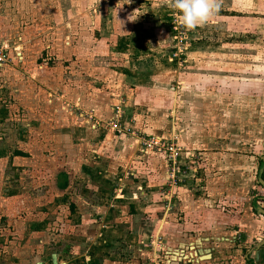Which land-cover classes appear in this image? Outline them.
I'll return each instance as SVG.
<instances>
[{
    "label": "rangeland",
    "instance_id": "1",
    "mask_svg": "<svg viewBox=\"0 0 264 264\" xmlns=\"http://www.w3.org/2000/svg\"><path fill=\"white\" fill-rule=\"evenodd\" d=\"M0 48L8 54L0 67V93L11 97L2 105L12 114L4 115L3 121L0 117V140L12 145L21 127L28 141H39L42 159L43 154L62 153L53 150L54 130L62 122L78 124L80 98L84 92H95V83L104 82L99 85L110 92L103 95L109 101H99L112 105L118 116L102 129L129 135L130 146L141 157L139 168L150 165L159 174L145 181L142 169L135 167L141 187L126 178L116 187H124L126 198L140 194L142 202L140 218L130 216L131 199L125 198L116 201L120 212L104 221L110 226L120 223L124 233L113 232L118 245L107 264H245L248 252L243 246L232 249L219 243L233 241L229 239L239 232L243 244L252 241L250 251L262 240L264 245V217L253 209L255 198L264 199L258 181L264 156V0H224L213 16L191 30L175 19L169 0H0ZM125 49L128 53L122 56ZM130 62L134 74L146 72L150 65H163L155 73L175 70V79H168L164 87L169 94L178 93V107L166 110V119L156 118L151 125L170 132L159 137L167 145L161 151L145 145L158 137L134 130L131 121L139 114L148 121L154 111H164L161 101L170 95L160 91L158 100L141 95L137 104L126 108L124 102L111 100L121 89L107 80V69H121ZM20 96L33 100L20 101ZM123 96L128 102L138 98L132 92ZM93 114L89 111L91 122L97 120ZM26 121L33 126L28 134L22 128ZM35 129L43 130L39 134ZM170 147L176 150L174 158ZM75 153L77 161L91 158ZM2 169L0 193L8 198L0 199V264H28L30 254H37L42 247L35 243L44 235L31 232L38 221L51 223L48 233L55 239L42 253L78 242L73 234L80 217H65V199L60 194L62 202L54 201L57 192L49 173L26 169L18 178L9 165ZM42 181L47 184L40 186ZM88 185L71 191L73 198L83 200H77L80 211L86 209L85 200L96 202L88 195L93 189ZM16 191L24 201L12 196ZM262 200L256 203L264 209ZM108 204L111 199H105ZM86 216L99 221L104 215L89 208ZM135 221L131 234L130 223ZM207 239L215 244H205ZM97 243L86 248L99 254Z\"/></svg>",
    "mask_w": 264,
    "mask_h": 264
},
{
    "label": "crops",
    "instance_id": "2",
    "mask_svg": "<svg viewBox=\"0 0 264 264\" xmlns=\"http://www.w3.org/2000/svg\"><path fill=\"white\" fill-rule=\"evenodd\" d=\"M250 1L251 0H248V2ZM217 3L223 4L224 0H217ZM121 53L122 56H125V54L127 55L128 49L121 51ZM148 64H152V61L149 60ZM162 67L163 65H150L148 68H144L147 69L146 72L138 71L136 74H134L133 66L130 62V66L123 65L121 69H107L110 70V74L108 72L107 80H110V82L114 84L115 88L121 89V94H119L116 99L111 100L115 104L124 102L125 106L123 107L126 108V104H137V101L141 95L147 94L148 97L152 96L154 97V100H158V94L160 91H166V93L169 94L164 86L168 82V79H175L174 73H172L175 72V70L171 68L170 72L161 71L155 73L156 70H160L162 69ZM113 79L116 81H114ZM133 81L135 83H132ZM241 81H244L246 83L245 79ZM102 83L104 82L95 83L94 89L96 91L84 92V95L80 98L81 106H79L80 109L78 111V124L67 125V123L62 122L63 125L57 130H54L56 135L55 139H52V144H54L53 150L55 148V152L58 153L59 151H63L62 153H59L58 155H56L55 153H50V156H48L47 154H43V157L45 159H42L41 157H39V152L42 148L38 144L39 141L32 139L28 141V139H26V136L23 135V132L21 133V127L18 129V139H16V142L12 145L10 142L0 140L1 189V176L2 174H5V171L2 172V167H4V165H9V167H12L14 170H16L18 174L16 177L18 178L21 177V173H23L26 169H42L45 173H49L51 175L53 189H55V191L57 192L54 201L58 202L59 204L62 202L60 194H62L63 198L65 199L63 201L65 207L62 209L65 217L69 219V216L75 217L77 216L76 214H78V217H80V224L78 225V228H75L76 233L73 234V237L78 242L63 243V245L61 246L62 249L59 248L55 250V253L51 251L42 253L43 251H41L43 248L51 249V247L54 245V233H48L49 228H51V223L48 221L36 222L32 226L31 235H34L35 237L44 235V239L38 240L37 243H35L38 247L42 248L37 250V254H30V259L27 260L28 264H107V261H110V258H108L110 252H112L114 247L118 245V236L113 235V232H120L121 234L124 233L122 232L120 223H113L110 226V224L104 223V221L108 220L110 215L120 212L118 207L116 208V203L123 201L126 198V195L129 194L127 193V191L126 193L123 191L124 187H121L120 189L116 187H118L120 183H123V181H125L126 179L128 180V182L136 184L139 188L141 187L139 185V182L136 181L138 180L137 178L140 177L135 175V167L137 169H142V178H144L145 181L154 180L155 175H159L157 172H155V170L151 169L150 165H143L141 168H139L138 163H141V157H137L135 155L136 152L134 148L130 146L129 135L122 134V136H117L114 130L112 132L109 129L108 132H106L102 129V127H106L108 129L109 121H111L114 116L115 119L116 116H118L116 111H114L115 108H112V105L107 104L109 99L103 96H110V92L106 94L103 91L105 86H100L102 85ZM117 83L119 84L117 85ZM182 84L184 85L183 82ZM128 91L132 92V96L133 94H137L138 98H136V100H129L128 102L123 96L124 94H129ZM180 93L182 94L181 100L183 101V96L186 93L184 87L181 89ZM173 94H169L170 97L168 100L165 99L161 101V106L165 110L160 111L158 114L156 113V111H154V113H152V116H148V121H145L141 114L137 115L135 121H131L132 125L134 123L133 129L141 131L147 136L149 133L151 136L156 135L158 139H160L159 137L163 134H169V131H165V133H163V129L165 128L156 130L153 129L151 125L152 121L156 120V118L166 119V110L171 109L172 111L173 108L176 109L178 107L176 104L178 93L173 92ZM148 97L145 101L148 100ZM103 99L107 101L106 104L99 101ZM10 100L11 97H2L0 93V117H3L4 115H7V117H12L11 112L6 109L7 105H2L3 103L9 104ZM19 100L30 102L33 99L27 97L26 99L25 97L23 99V97L20 96ZM156 109L160 110V107L156 106ZM89 111H93L94 113L91 118H97V120H93L92 122L90 121L88 115ZM125 113L126 111H124V114ZM5 116L1 118L2 121L4 120ZM25 123L27 125H22V128H26L24 132L28 134L31 130L30 127L33 128V126L30 123H27V121ZM95 124L98 125V127H96ZM111 129L113 128L111 127ZM35 130H39L38 133L40 134L43 129ZM70 147L71 149L69 150ZM75 150L80 152L79 155L83 153V155H89V157L91 156V158L89 160L86 158L87 160L85 159L82 161H77L78 155H76L77 153H75ZM92 152L93 154L97 155H92ZM259 163L260 165L258 181L260 185L264 187L262 183L264 156L260 158ZM6 168L7 167H5V169ZM128 176L131 177L128 178ZM159 178H161V176ZM82 183H89L88 187H91L93 189L91 193H88V195L94 196L96 200L95 205L89 204L85 200L86 209H83L84 211H80V208L78 207L79 202H77V200L81 202L83 200L78 199L77 197L73 198L71 196L72 189L74 187H79V184ZM45 184L47 183L42 181L40 186H45ZM118 191H120V194L116 196V193H118ZM41 193H44V191ZM11 194L14 197H19V200L24 201V197L22 196V194L19 195L18 191ZM132 194L133 195H130V197L126 198L131 199L129 206L130 216L133 218H140L138 207L142 202V199L139 197L140 194L136 192ZM1 196L2 193H0L1 201L8 198L7 194H4L2 197ZM105 199H111V204L105 205ZM97 200H101V203H98ZM260 200H262V197H260ZM260 200H258V198L254 199L253 209L256 215L261 214L260 216L264 217V214L262 213L264 209L259 207L257 205L258 203H256V201ZM263 201L264 199L262 200V202ZM89 208L94 209L104 216L100 217L99 221H91V218H88V216H86V213L89 212ZM211 213V217L214 216L215 210H213ZM218 213L227 215L223 210L218 211ZM136 224L137 221L132 224L130 223L129 230L132 232L131 234H133V231L137 228V226H134ZM141 229H144L143 226H141ZM238 233H234L235 235H232V238L229 239L233 241H227V243L223 241L220 242L219 245H232V249L243 246V248L248 252L247 255L244 256L245 264H247V261L250 260H252L254 264H264V245L260 244L263 243V240L261 242L259 241L260 243H258L256 248L250 251L249 248L251 247L248 245L252 241L249 242L248 240H245V244H243L240 236H238ZM212 241L207 239L206 242L204 241V243L215 244V242ZM94 243H97V245H101L98 251L99 254H93V252H90L86 248L91 247ZM138 243L143 244L144 241L140 240ZM191 244H193V242H191ZM73 246L80 247H78V249H74ZM231 252L232 250H230V253ZM8 263L10 262L7 261L6 264Z\"/></svg>",
    "mask_w": 264,
    "mask_h": 264
},
{
    "label": "clouds",
    "instance_id": "3",
    "mask_svg": "<svg viewBox=\"0 0 264 264\" xmlns=\"http://www.w3.org/2000/svg\"><path fill=\"white\" fill-rule=\"evenodd\" d=\"M169 7L178 23L191 30L213 16L219 4L217 0H169Z\"/></svg>",
    "mask_w": 264,
    "mask_h": 264
},
{
    "label": "built area",
    "instance_id": "4",
    "mask_svg": "<svg viewBox=\"0 0 264 264\" xmlns=\"http://www.w3.org/2000/svg\"><path fill=\"white\" fill-rule=\"evenodd\" d=\"M7 52L3 49L0 48V67L2 66V63H4L5 61H7ZM174 56H178V54H174ZM145 145L149 148H153V146L157 149V150H162L163 148H166V143L162 140V139H158V138H153L152 140H149L147 143H145ZM168 150H170L172 153L170 155V158H174L177 156L176 150L174 152V147H170Z\"/></svg>",
    "mask_w": 264,
    "mask_h": 264
},
{
    "label": "trees",
    "instance_id": "5",
    "mask_svg": "<svg viewBox=\"0 0 264 264\" xmlns=\"http://www.w3.org/2000/svg\"><path fill=\"white\" fill-rule=\"evenodd\" d=\"M247 264H254V263L252 262V260H250V261H247Z\"/></svg>",
    "mask_w": 264,
    "mask_h": 264
},
{
    "label": "water",
    "instance_id": "6",
    "mask_svg": "<svg viewBox=\"0 0 264 264\" xmlns=\"http://www.w3.org/2000/svg\"><path fill=\"white\" fill-rule=\"evenodd\" d=\"M262 183H263V185H264V181H263ZM262 213L264 214V211H263Z\"/></svg>",
    "mask_w": 264,
    "mask_h": 264
}]
</instances>
